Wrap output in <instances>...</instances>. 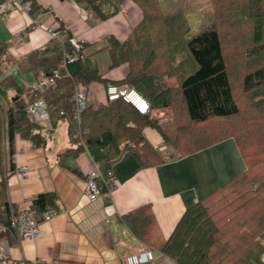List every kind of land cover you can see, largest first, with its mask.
<instances>
[{
    "label": "trees",
    "instance_id": "trees-1",
    "mask_svg": "<svg viewBox=\"0 0 264 264\" xmlns=\"http://www.w3.org/2000/svg\"><path fill=\"white\" fill-rule=\"evenodd\" d=\"M20 1L27 2L33 14L42 11L38 0ZM74 1L86 10L89 24L116 13L121 2ZM134 1L142 17L126 38L105 36L108 46L104 70L97 57L83 53L85 42L80 41L81 47L74 49L72 36L62 25L54 29L55 35L46 44L18 58L12 57L7 42L0 40V75L5 63H17L26 72L59 73L42 92L29 87L27 98L14 75L0 79V144L6 139L11 151L16 133L34 143L44 141L41 131L46 125L25 109L29 100L43 97L53 126L65 119L69 143L75 145L62 155L87 150L99 163L101 176L97 182L108 200V172L124 150L131 151L141 164L150 165L232 135L246 169L187 207L170 235L161 243H149V248L157 249L174 264H264V0H210L213 17L195 31L182 6L173 3L167 7L162 0ZM246 24L250 45L242 48L245 55L240 61L246 69L242 97H238L228 75L221 34L224 26L238 29ZM124 62L129 69L123 78L104 76L107 69ZM166 76L176 77L178 84L167 85ZM91 81L134 86L152 108L169 106L171 114L164 120L150 118L148 113L116 98L97 107L88 104L76 119L71 95L76 84L86 86ZM226 121L237 137L229 131L223 133L228 127ZM146 125L160 132L164 148L148 142L142 132ZM30 209L36 219L44 210L58 211L56 194L37 193ZM11 218L5 185L0 181V223L8 231L13 228Z\"/></svg>",
    "mask_w": 264,
    "mask_h": 264
},
{
    "label": "crops",
    "instance_id": "crops-1",
    "mask_svg": "<svg viewBox=\"0 0 264 264\" xmlns=\"http://www.w3.org/2000/svg\"><path fill=\"white\" fill-rule=\"evenodd\" d=\"M2 2L5 8L0 11V40L7 42V52L14 58L46 44L52 37L50 30L60 25L72 38L85 42L84 54L97 57L98 52L106 54L105 36L126 38L142 17L134 0H121L116 13L94 24L88 23L86 10L74 0H38L42 11L35 14L18 9L10 0ZM11 68L21 72V80L10 72ZM128 69L124 62L107 69L104 76L119 80ZM7 74L15 76L27 98L35 81L32 73L23 71L17 63H5L0 79ZM165 81L170 86L178 84L174 76H166ZM105 86L100 81L85 86L89 104L97 107L105 102ZM171 111L169 106L155 107L148 114L164 120ZM142 132L153 147H165L155 127L146 125ZM41 134L44 141L34 143L16 133L11 151L6 139L2 141L0 181L4 182L12 216L30 206L32 198L43 191L56 194L59 209L50 219L39 222L40 234L34 238L20 239L14 228L8 231L4 226L0 230V264H26L36 258L50 264H124L127 254L165 240L187 207L205 199L247 167L232 135L150 165L141 164L126 149L112 164L116 184L108 200L103 193L90 198L83 188L95 161L85 149L62 155L75 146L69 143L66 120H58ZM21 165H27V169H19ZM151 250L153 264H174L157 249Z\"/></svg>",
    "mask_w": 264,
    "mask_h": 264
},
{
    "label": "built area",
    "instance_id": "built-area-1",
    "mask_svg": "<svg viewBox=\"0 0 264 264\" xmlns=\"http://www.w3.org/2000/svg\"><path fill=\"white\" fill-rule=\"evenodd\" d=\"M18 9L23 10L24 12H29V5L27 2H22L20 0H10ZM4 2L0 3V11L4 10ZM36 25V22L34 23ZM52 36L55 35L54 30H50ZM71 42L74 46V49H79L81 47L80 41L75 38H71ZM34 83L31 87L36 88L42 92L47 86L55 82V78L59 76L58 72L48 74L42 70L33 73ZM116 98H122L125 101L132 104L137 111L141 113H149L152 110L150 102L144 97L134 86L123 83H109L105 86V101L113 100ZM72 99V113L73 117L76 119L80 118L81 111L89 104L87 100V91L83 84H76L75 90L71 95ZM26 112L33 116L35 119L43 122L46 127L52 128L53 124L50 118L49 110L47 104L43 97L39 96L29 100L25 106ZM19 169H27V165L19 166ZM108 181L110 182L111 190L116 184V178L112 171L108 172ZM101 176L99 169V163L94 162V167L87 174L86 183L83 188V192L88 195L90 198H95L97 195L102 193L100 186L97 182V177ZM57 211L44 210L41 213V217L36 219L33 216L30 206L22 208L19 213L15 214L11 218V225L15 230V233L18 238H34L40 234L39 222L41 220L50 219L54 216ZM4 228V225H0V230ZM264 244V240H263ZM2 246L0 244V257L2 256ZM154 251L150 248L141 246L137 251L127 254L124 259V264H153ZM264 259V255H263ZM15 262V260H14ZM26 264H50V262L44 259H32Z\"/></svg>",
    "mask_w": 264,
    "mask_h": 264
},
{
    "label": "rangeland",
    "instance_id": "rangeland-1",
    "mask_svg": "<svg viewBox=\"0 0 264 264\" xmlns=\"http://www.w3.org/2000/svg\"><path fill=\"white\" fill-rule=\"evenodd\" d=\"M163 4L169 7L171 4L175 3L174 6H182L184 10H186L188 14V19L191 24L192 30H197L202 25L208 23L212 19V14H214L213 4H211L210 0H162ZM226 29V30H225ZM223 33L221 34L223 40V54L225 57V61L227 64L228 75L230 81L234 85L235 91L240 94L241 93V84H242V76L245 73L246 66L244 67L240 59L245 55L243 54L244 46L250 45L249 42V26L243 25L242 27L230 28L227 29L225 26L222 28ZM243 45V47H242ZM97 58L99 59V63L101 66H104L106 63V54L105 52H98ZM17 68H11L13 74L16 73L17 78L20 79L22 76L21 72ZM21 80V79H20ZM237 95V94H236ZM242 95L240 94V96ZM105 98V96H104ZM223 118V117H221ZM220 118V119H221ZM225 121L224 119H222ZM218 122V121H217ZM227 128H223V133L232 132L236 137V133L232 128V125L225 122ZM243 143V142H241ZM242 145V144H241ZM254 184H252L253 187ZM249 185V188H252ZM236 188V186H233ZM232 188V189H233Z\"/></svg>",
    "mask_w": 264,
    "mask_h": 264
}]
</instances>
